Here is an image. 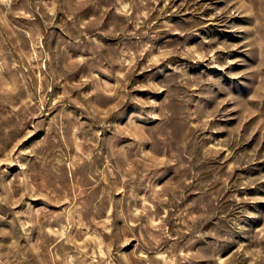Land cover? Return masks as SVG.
<instances>
[{
	"label": "rangeland",
	"instance_id": "rangeland-1",
	"mask_svg": "<svg viewBox=\"0 0 264 264\" xmlns=\"http://www.w3.org/2000/svg\"><path fill=\"white\" fill-rule=\"evenodd\" d=\"M0 264H264V0H0Z\"/></svg>",
	"mask_w": 264,
	"mask_h": 264
}]
</instances>
